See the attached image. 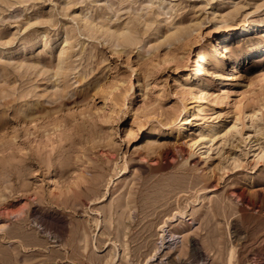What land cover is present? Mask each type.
Wrapping results in <instances>:
<instances>
[{"label":"rangeland","instance_id":"rangeland-1","mask_svg":"<svg viewBox=\"0 0 264 264\" xmlns=\"http://www.w3.org/2000/svg\"><path fill=\"white\" fill-rule=\"evenodd\" d=\"M256 23L264 0H0V264H264Z\"/></svg>","mask_w":264,"mask_h":264},{"label":"bare ground","instance_id":"bare-ground-1","mask_svg":"<svg viewBox=\"0 0 264 264\" xmlns=\"http://www.w3.org/2000/svg\"><path fill=\"white\" fill-rule=\"evenodd\" d=\"M164 1V0H162ZM163 3V2H162ZM217 28V27H215ZM240 30V29H239ZM264 32V23H256V24H247V25H244L242 28H241V33L242 35H247V34H250V33H257V32ZM214 32H218V29H215L213 31ZM235 34H232L231 32H227L225 33L218 41V47L219 49H217V53L215 55H213L212 57H210V62H211V65L214 69V75H220V79L223 81V82H226V83H229V82H233L237 79V74H236V71H234V69L232 68L231 71L229 73H225V74H220L221 71H223V68H220L218 66L219 64V59L222 58L224 56V49H223V43L224 42H227L229 41L230 39L232 38H235L234 36ZM67 41V40H66ZM264 46V45H263ZM261 49V48H260ZM65 52V51H64ZM67 52V51H66ZM65 52V53H66ZM61 70V69H60ZM220 72V73H219ZM219 73V74H218ZM208 74V71H206V68L203 67L201 70H200V73L199 75H205L207 76ZM207 87H203L202 89H197V92H198V107H197V115L195 118H199L200 116L204 115L205 114V107L204 105L201 103L204 98H205V94H207ZM206 99V98H205ZM204 102V101H203ZM184 120V119H183ZM182 120V122H184ZM183 124V123H182ZM163 236V235H162ZM21 240V239H20ZM176 240V238H173V236H170L169 240L167 241L168 245L172 244L174 241ZM179 242V241H178ZM177 242V243H178ZM167 245V246H168Z\"/></svg>","mask_w":264,"mask_h":264}]
</instances>
